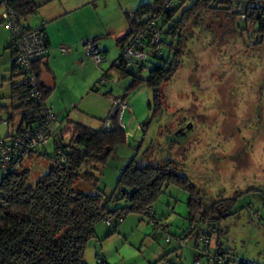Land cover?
Here are the masks:
<instances>
[{
    "label": "rangeland",
    "instance_id": "1",
    "mask_svg": "<svg viewBox=\"0 0 264 264\" xmlns=\"http://www.w3.org/2000/svg\"><path fill=\"white\" fill-rule=\"evenodd\" d=\"M38 22L35 14L23 21L32 27ZM1 30L9 34L4 23ZM254 32L252 22L246 24L245 18L235 15L234 19L220 8L201 9L183 31L180 66L160 88L163 106L157 113L152 89L144 83L128 89L131 76L111 67L119 55L115 40L96 42L103 55L96 64L85 54V42L90 39L85 38L83 61L74 62L73 72H60L62 66L51 65L56 89L45 103L53 108V129L66 140L71 121L99 128L108 116L111 98L125 96L134 121L129 124L130 114H123L126 142L118 145L102 167L97 188L110 196L121 169L133 157L141 164L172 159L178 172L199 188L205 205L237 194L233 214L218 224L222 233L212 234L211 247L219 242L226 257L236 262L264 264V38L261 41ZM61 46L72 52L68 45L58 44L59 52L63 53ZM9 56L10 49L0 37V105L9 104ZM103 71L110 82L99 86ZM140 75L145 77L146 70ZM0 114L6 115L4 110ZM13 130L10 124L9 131ZM6 131L7 125L0 123V140ZM36 152L52 155L53 142ZM23 166L30 170L29 185H33L48 171L50 161L32 155ZM187 197L185 190L171 184L153 204L154 222L146 213L129 212L111 235L114 225L99 222L97 238L84 250L85 262L97 264L99 256L105 264H193L196 259L214 264L200 256L201 246L195 247V242L200 245L201 241L195 232L188 235ZM198 227L200 232L206 230L205 225Z\"/></svg>",
    "mask_w": 264,
    "mask_h": 264
},
{
    "label": "trees",
    "instance_id": "2",
    "mask_svg": "<svg viewBox=\"0 0 264 264\" xmlns=\"http://www.w3.org/2000/svg\"><path fill=\"white\" fill-rule=\"evenodd\" d=\"M163 1L155 0L150 4H142L134 13L141 9L148 11L151 5H156L158 8ZM188 2L191 4L185 7ZM0 3L12 10L22 23L28 16L38 11V6L33 0H0ZM223 3L225 4L219 7L206 0H179L175 4V10H163L156 23L157 29L161 31L160 40L154 42L150 33L143 38L142 49L146 53L143 60H134L127 64L120 59L124 45L143 24L135 25L131 22L129 31L115 41L119 47V55L111 67L117 68L123 75L131 76L132 80L128 89L141 83L152 89L155 113L163 106L161 86L172 79L180 66L184 29L201 9L208 11L220 8L235 19L237 13L233 10L232 0H226ZM249 22H252L255 29L254 34L263 41L264 16L258 12H250L245 19L246 24ZM1 23L3 24L2 18ZM23 25L27 28H39L45 33L43 24L37 27H30L24 23ZM99 37L96 36L91 40L97 42ZM45 42L47 45L46 35ZM7 44L12 49V76L9 79V104L0 105V113L4 110L6 115L4 118L0 114V117L11 124L14 130L5 134L0 140V145L10 142L13 136L43 121L39 104L29 96L30 84L23 75L24 71L15 64L14 50L8 42ZM44 56L33 61L43 100L52 91L40 80L41 71L45 65ZM132 68L135 71H132ZM142 70H146L145 77L140 75ZM103 72L98 79L99 86H106L110 82L100 83L102 77L108 76L106 71ZM16 76L20 80L13 79ZM109 91L105 93L106 96L110 93ZM106 119L107 117L102 120L101 127L96 129L71 121L73 127L66 140L57 130L51 140L52 155L45 152L38 154L36 150L40 147L33 150L30 156H43L50 161L48 171L39 176L33 185H29L30 170L24 166L2 175L0 180V264H87L83 256L84 250L97 238L96 225L99 222H104L106 217L112 218L111 223L106 224L114 225L113 231L108 233L111 235L127 213H146L149 208L153 209L155 200L171 184L188 193L186 217L189 222L188 235L193 233L191 224L205 225L206 230H201L200 233L204 234L210 242L209 251L222 259L220 264H258L244 260L236 262L226 257L227 252L219 242L214 248L211 247L212 234L222 233L218 224L233 214L232 208L237 194L231 198L213 199L205 205L199 188L178 172L172 159L141 164L133 157L121 169L115 191L110 196H106L99 190L98 175L102 167L118 145L126 142V130L120 128L115 119L112 120L113 126L104 128ZM120 201L125 203L111 206V203ZM195 235L198 236V232ZM197 242L196 240L195 244L199 246ZM98 259L97 264H105L103 258L98 256ZM207 262L210 264L208 260Z\"/></svg>",
    "mask_w": 264,
    "mask_h": 264
},
{
    "label": "built area",
    "instance_id": "3",
    "mask_svg": "<svg viewBox=\"0 0 264 264\" xmlns=\"http://www.w3.org/2000/svg\"><path fill=\"white\" fill-rule=\"evenodd\" d=\"M178 1L179 0H164L159 6L160 8H157L156 5H151L150 10L145 11V9H141L131 16L132 23L135 25L143 24V26H140L141 28L135 32L124 45L121 51V60L123 59L124 62L130 64L134 60L145 59L146 53L142 49L143 38L150 33L151 39L154 42L160 40L161 31L156 27L159 15L165 9L175 10V4ZM206 1L221 7L225 4L223 2L226 0ZM232 6L237 15L243 19H246L247 14L250 12H258L261 16H264V0H232ZM156 9L158 11L157 13ZM1 18L9 32L7 42L14 50L13 60L15 64L24 71L23 75L30 84L29 96L35 99L39 104V110L43 116V121L38 125L36 124L31 129L13 136L10 138V142L0 145V180L2 175L21 168L24 165V161L29 158L33 150L37 147L47 145L57 133V129H53L51 125L52 121L56 119L55 115L41 96L38 79L33 68V61L36 58L44 56L47 52L45 33L39 28H27L17 15L6 7H3ZM85 44V54L92 57L94 63L99 64L103 60V55L97 43L88 39ZM60 48L62 52L69 50V48L63 46ZM108 81H110V77L104 76L101 78L100 83L105 84ZM125 112L130 114L129 124H132L134 116L127 99L120 97L111 98V108L103 127L109 128L113 126L112 120L115 119L117 125L125 130L126 124L122 122V117ZM3 122H5L4 118L0 117V123ZM146 214L150 217L151 222H154L153 218L155 215L153 209L149 208ZM118 220L121 221L122 218H118ZM111 221V217H106L104 219L106 224H110ZM190 226L195 234L197 232L199 234L196 237L201 241L199 245L201 247L198 249L200 256L208 257L214 264H220L222 259L209 251L210 242L204 234L200 233L198 225L193 223ZM166 241L169 242L170 239L166 238ZM193 264H202V261L201 259H196Z\"/></svg>",
    "mask_w": 264,
    "mask_h": 264
},
{
    "label": "crops",
    "instance_id": "4",
    "mask_svg": "<svg viewBox=\"0 0 264 264\" xmlns=\"http://www.w3.org/2000/svg\"><path fill=\"white\" fill-rule=\"evenodd\" d=\"M33 1L38 6V11L35 15L38 16L39 19L38 24L34 27L43 24L47 41V52L43 58V63L45 65L41 71L40 80L46 87L55 91L56 84L55 76L52 73L54 69L51 66L52 64L59 67L62 66V71L59 70L60 72H73L71 69L74 66V62L83 61L81 45L85 38L91 39L100 36L98 40L112 38L115 41L122 38L131 28V16L136 9L142 4H150L155 0H114V2L113 0ZM3 7L4 5L0 3V20ZM27 25L32 27L29 23H27ZM6 36H8L7 31L3 32L1 30L0 37L3 42L5 41L7 48H9ZM58 44L68 45L72 48V52H59V50L56 49ZM9 49V57L11 59L12 49ZM102 49L105 52L107 51L105 46H103ZM50 51L54 53L51 59L49 55ZM54 71L56 72V70ZM60 76L62 82L63 76L61 73ZM3 123L7 125L5 134L11 133L12 131H9L10 124L6 122ZM196 246L195 244V247Z\"/></svg>",
    "mask_w": 264,
    "mask_h": 264
},
{
    "label": "bare ground",
    "instance_id": "5",
    "mask_svg": "<svg viewBox=\"0 0 264 264\" xmlns=\"http://www.w3.org/2000/svg\"><path fill=\"white\" fill-rule=\"evenodd\" d=\"M211 249V248H210Z\"/></svg>",
    "mask_w": 264,
    "mask_h": 264
}]
</instances>
